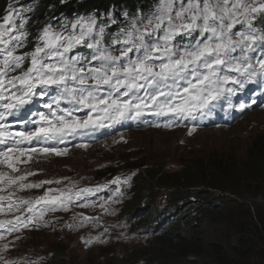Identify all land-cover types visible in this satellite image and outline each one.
I'll list each match as a JSON object with an SVG mask.
<instances>
[{
  "label": "snow or ice",
  "instance_id": "1",
  "mask_svg": "<svg viewBox=\"0 0 264 264\" xmlns=\"http://www.w3.org/2000/svg\"><path fill=\"white\" fill-rule=\"evenodd\" d=\"M18 4L8 0L0 17V214L11 216L0 219V241L20 240L18 233L41 227L38 222L50 226L49 212L95 207L90 197L104 190L110 196L99 206L107 211L121 202L122 187H131V175L53 187L69 178L30 181L45 171L33 163L67 156L69 144L86 149L91 134L129 121L184 127L191 136L196 122L224 103L250 108L256 100L239 95L250 84L264 86V28L254 24L264 18V0H159L148 14L121 12L123 21L109 12L55 25L30 24L37 7ZM112 25L119 30L109 37ZM81 46L90 53L73 55ZM37 101L46 111L31 110ZM116 142L127 141L121 133ZM26 191L39 194L18 196ZM80 217L82 226L97 220ZM13 243L2 250L10 253ZM0 264L20 262L0 255Z\"/></svg>",
  "mask_w": 264,
  "mask_h": 264
},
{
  "label": "trees",
  "instance_id": "2",
  "mask_svg": "<svg viewBox=\"0 0 264 264\" xmlns=\"http://www.w3.org/2000/svg\"><path fill=\"white\" fill-rule=\"evenodd\" d=\"M7 3L0 0V17ZM158 3L159 0H39L37 5V0H19L16 6L37 7L30 24L50 19L55 25L65 18L92 14L106 18L109 12L123 21L121 12L127 10L130 16L148 14ZM256 21L264 26V18ZM118 28H108L109 37ZM31 31L35 34L36 28ZM76 50L84 54L89 51L84 47ZM133 164L127 169L140 171L131 180L132 188L114 211L116 214L110 212L107 217L113 229L124 225L122 221L134 225V230L118 240L129 249L109 247L106 251L114 261L118 260L117 264H264V198L256 196L251 184L255 181L264 185V140L254 141L245 156L216 154L186 161L176 170L145 162ZM111 239L117 240L113 236ZM56 252L57 249L54 264H61L65 254ZM122 252L125 253L120 255Z\"/></svg>",
  "mask_w": 264,
  "mask_h": 264
},
{
  "label": "rangeland",
  "instance_id": "3",
  "mask_svg": "<svg viewBox=\"0 0 264 264\" xmlns=\"http://www.w3.org/2000/svg\"><path fill=\"white\" fill-rule=\"evenodd\" d=\"M237 27L239 28V26ZM208 129L216 130V133L209 134ZM157 130L161 132L159 136L161 137L162 135L164 137V142L161 144H157L156 142L159 140L156 139ZM121 133L127 141L126 143L116 142L120 136L116 138L117 134H115L108 139L89 145L86 149L71 148L69 154L65 157H53L49 161L33 163L30 165L32 169L44 167L45 171L39 176L32 177V180L37 181L50 178L60 180L68 177L70 180H75L76 183L86 185L87 187L90 186L89 184H93L99 176H104L110 171L112 173H117L120 170L125 171L122 166H132L134 165L133 163L140 164L145 162L148 165H162L168 170H176L186 161L197 158H209L216 154L245 156L254 141L264 140V105L249 110L245 117L239 118L235 123L228 126L201 128L191 136L187 135V129L179 127L172 129L151 128L143 131L131 130L123 131L119 134ZM144 168L142 167V169ZM128 171L134 177L138 175V172H135V168L128 169ZM126 175L127 173L123 172L121 178L125 179ZM251 184H253L252 190H256V196L264 198V185L255 181ZM124 187L126 188V186ZM124 187H122V190H124ZM20 194L22 198L26 199L27 192H20ZM31 196H34V194L32 193ZM79 209L83 211L82 208ZM85 211L87 210L82 212L84 216L96 217L95 214L88 215ZM101 212V219H106L108 214L106 213L104 216V212ZM96 218L97 220L99 219L98 216ZM59 222L64 223L61 222V219ZM125 224L123 228L134 230V225ZM100 227H96L91 223L88 229L87 225L82 226L80 222L81 229L79 231L76 230L74 234L70 233L67 228H60V231L57 230V232H30L20 240H15L14 237L8 236L7 239L14 242L12 251L9 253L0 250V255L3 254L10 259L18 260L20 264H28V260L35 255V264H54L56 260L54 252L57 249L58 252L56 253L58 255L65 254L61 264H117L119 263L118 260L114 261L111 254L107 255L106 251L109 247L125 251L127 246L118 240H120L119 237L129 232L124 231L123 233H119L121 231L119 225L114 230H112V227ZM96 229L99 233V238L96 237ZM103 229H107L110 233V238L103 244H99L100 246H96V243L105 234ZM77 234L81 237L80 241ZM112 236L116 237L117 240L113 241L114 238L111 239ZM148 236L149 234L145 235L146 238ZM83 238H85V243H82ZM116 241L118 242L115 246H109L112 245V242ZM5 242L9 241L7 240L3 243ZM124 253L122 252L120 255ZM49 257L51 258V263L49 262ZM41 259L42 262H40ZM139 262L137 261L138 264ZM125 264H129V262ZM130 264L134 263L130 262Z\"/></svg>",
  "mask_w": 264,
  "mask_h": 264
},
{
  "label": "bare ground",
  "instance_id": "4",
  "mask_svg": "<svg viewBox=\"0 0 264 264\" xmlns=\"http://www.w3.org/2000/svg\"><path fill=\"white\" fill-rule=\"evenodd\" d=\"M258 85H259V82H257L256 83V89H255V92L253 93V96L256 98V96H257V94H258V92H260L259 90H258ZM249 110H251L250 108H248V109H246L245 111H243V112H241V111H237V110H235V112H236V116H234L232 119H231V124L232 123H235L236 122V120H238L239 118H242V117H245V115L246 114H248V111ZM159 119V118H158ZM198 124V123H197ZM199 125V127H198V129H201V128H209V127H215V125L212 123V121H210L209 123H207L206 124V126H202V125H200V124H198ZM228 125H230V124H228ZM227 125V126H228ZM140 128H144V130H148V129H151L152 127H150L148 124H140V126H138V125H135V126H133V131H135V130H140V131H143V129H140ZM154 128V127H153ZM179 128H184V127H179ZM162 129H165V128H162ZM185 129V128H184ZM209 130V129H208ZM104 131L106 132L107 131V129H104ZM111 131L114 133V134H117L116 135V138L117 137H119L120 136V132H119V126L117 125L116 126V128H111ZM131 131V130H130ZM209 132V134H215L216 133V130H209L208 131ZM131 133V132H130ZM98 135H100L101 134V131H99L98 133H97ZM159 134H161V132L160 131H156V139H159V140H157L156 142H157V144H161L162 142H164V137L161 135V137L159 136ZM114 136V135H113ZM101 137V136H100ZM87 138H89V137H87ZM78 142H80V141H78ZM77 142V143H78ZM95 143H97L96 141H95ZM127 167V166H126ZM124 172V170H120V173H123ZM137 173V172H136ZM142 174V173H141ZM136 175V174H135ZM141 183V182H140ZM132 185H133V183H132ZM142 186V185H141ZM131 188H132V186H131ZM204 189V188H203ZM202 189V190H203ZM135 192V191H134ZM195 192V191H194ZM158 194H160V193H158ZM124 198V197H123ZM195 199V198H194ZM125 200V198L122 200V202ZM193 201V200H192ZM91 208V207H90ZM110 210L111 209H109V210H107V211H105L104 213H103V215L105 216V214L107 213H109L110 212ZM56 213H61L60 211H57V212H53L52 214L50 213V215H52L53 216V214H56ZM116 214V213H115ZM110 215V214H109ZM95 216L97 217H99L100 218V214H95ZM111 216V215H110ZM117 216H119V215H117ZM123 217V216H122ZM170 217V216H169ZM5 218V215H3V214H0V219H4ZM120 223H121V221H120ZM123 223H125V222H123ZM93 225L94 226H96V227H99V228H101L100 226H102V225H98L97 224V222H94L93 223ZM125 225H127V224H125ZM51 226V225H50ZM85 226V225H84ZM120 226V230L121 231H119V233H123L124 231L125 232H127V231H129V230H131L130 228H123V225H119ZM98 229V228H97ZM97 229H96V237H99V233L97 232ZM84 230V229H83ZM104 230V232L105 233H107V234H104V236L102 237V239H99L100 240V242L103 244L108 238H110L109 236L110 235H108V234H110L108 231H105V229H103ZM112 230H114V229H112ZM95 231V230H94ZM112 232V231H111ZM113 233V232H112ZM112 233H111V235H112ZM125 234V233H124ZM119 235V234H118ZM11 237H14V236H11ZM116 238V237H115ZM84 240L82 241V243H85L86 241H85V238H83ZM117 239V238H116ZM8 241H10L9 239H7ZM3 242L4 241H0V250L2 251V244H3ZM108 243V242H107ZM88 248H90V247H88ZM3 255V254H2ZM5 256V255H4ZM27 262V261H26ZM235 262V261H234Z\"/></svg>",
  "mask_w": 264,
  "mask_h": 264
}]
</instances>
